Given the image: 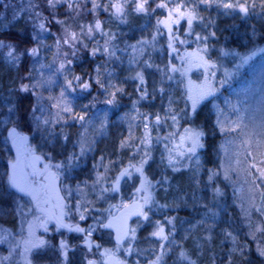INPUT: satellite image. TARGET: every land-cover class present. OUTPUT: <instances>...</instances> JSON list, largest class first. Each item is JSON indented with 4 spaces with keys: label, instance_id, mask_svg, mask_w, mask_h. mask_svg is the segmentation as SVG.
Listing matches in <instances>:
<instances>
[{
    "label": "rangeland",
    "instance_id": "1",
    "mask_svg": "<svg viewBox=\"0 0 264 264\" xmlns=\"http://www.w3.org/2000/svg\"><path fill=\"white\" fill-rule=\"evenodd\" d=\"M151 1L153 0H148L146 4L147 12L138 13L135 11L137 0H128L124 14L120 17L112 14L114 9L111 4L116 0H97L102 7L95 11H92L93 5L89 0H78L79 8L73 10L61 9L66 3L57 4L55 9H51L47 6L46 0H35L38 5L35 11L42 13V16L36 20L29 19L27 11L21 12L19 16L14 15L20 7L26 6L27 0H6L5 3L10 6L0 7V31L22 27L32 36L30 45L22 46L23 50L18 47L19 40L16 42L12 37H0L4 45L0 46V179L3 186L0 191V236L7 237L6 241L0 242L1 259L4 258L2 255H8L11 251L10 246L15 245L26 234L29 224L33 227L36 221L32 210L36 207L37 200L31 195L29 197L33 203L25 198H16V193L11 192L8 186L7 164L15 161L16 157L14 158L12 154L8 139L6 142L2 134V129L15 119L13 112L15 90L19 85L28 84L34 97L29 112V121L33 130L28 138L29 147L33 152L25 153L28 157L25 161L29 166L28 159L34 161L33 155L41 158V161L39 159L32 162L38 172L35 179L31 176L28 180L34 191V186L39 190L38 197L44 200L40 205L43 213L49 208L45 205L49 196L58 201V197L62 198L61 192L70 202L71 209L78 218L84 215L85 218L92 219L87 228L92 234L97 225L94 220L103 222L102 214L111 202L113 205L126 202L130 187L141 178L140 173L131 166H139L147 153L150 158L144 164L143 171L151 181L152 187L156 189L150 210L152 220L149 224L143 225L142 233L151 236V232L156 231L158 227L155 220L164 217L165 223H162L163 219L159 221L164 226L165 233L169 235V240L161 241L157 238V240L143 241L142 249L150 250L151 247L158 250L160 244L164 243L169 249L164 257L177 259L178 253L183 250L196 264H264V257L257 251L258 247L264 248V233L263 235L256 233V238L253 239L248 227L249 220L253 224V229L257 224L264 225V216L254 209L251 210L250 216L245 215V210L250 209L254 186L252 177L247 174L248 166L242 155L248 152L249 146L254 151L252 161L258 163L264 159V126H262L264 125V62L260 61L264 60V0H247L248 5L254 4V8L250 7L247 15L238 9L218 6L229 2L245 3V0H215V2L208 0L207 3L202 0H172L173 9L177 4L182 3L181 10L194 11L198 17L193 21L190 30V35L195 34L196 40H189L187 56L178 53L177 50L173 52L169 48L167 27L161 24L159 31L157 30V21L166 18L162 14H157L156 10L153 11ZM119 2L123 4L124 0ZM177 18L172 17V19ZM56 20L64 23H57ZM96 20L101 22V31L93 28L92 34L89 35L88 26H94ZM41 22L45 24V30L39 28ZM229 22L241 24L249 31L243 29L237 31L238 25H229ZM225 28L229 31L222 44L225 47H222L218 57H215L209 52L210 42L206 43L204 39L198 40L197 36L204 38L207 33L208 39H211L222 33ZM65 29L69 33L77 34L78 39L74 47L63 43L66 36ZM171 29L169 35L178 36L181 30L186 33V22L182 20L181 26L171 24ZM105 34L114 36L110 41L109 49L115 52L112 57L103 52L105 40L109 39V35ZM57 40H60L59 47ZM141 41L147 43H138ZM232 43L237 44L238 49L232 48L230 46ZM9 45L15 50L18 57L16 61L8 57ZM33 47L39 48L37 56L28 53ZM17 48L19 52H16ZM97 48L100 51L93 55V51ZM193 52L197 54L196 59L195 55L191 54ZM245 57L248 59L244 60ZM20 58L27 60L26 73L22 76V81L18 71ZM90 60L91 66H89ZM205 61L207 64L204 63ZM146 62L152 66H146ZM195 63L200 65L195 66ZM61 65L64 67L61 68ZM75 66L79 67L78 75H74ZM173 66L176 71L172 70ZM196 68L200 69L198 74L193 71ZM245 71L246 73L243 74ZM86 72L89 80L82 78ZM137 72L143 73L145 80L143 87L139 79L133 78ZM210 73L214 74L213 78L202 81L208 82L207 84L211 86V94L200 100L193 110L192 100L189 97L195 96L199 91L197 86L199 80L194 78L197 76L201 79ZM242 74L249 75V81L245 80ZM77 76L81 77L80 84L85 81L91 84L88 89H91L90 92L82 90L77 85L74 79ZM97 79L108 86L107 91L100 88L96 83ZM67 81L73 82L75 91L67 89ZM33 85L35 87H31ZM126 86H129L130 95L126 93ZM117 88H122L123 92H116ZM138 88L141 90L138 91ZM203 88H206V84ZM224 88L228 89V95L225 94L221 100L218 95L207 106L212 108L214 122L222 134H225L220 148L215 149V153L212 152L211 157L216 156L215 159L207 164L197 153L198 162L196 157L191 160L185 158L183 165L178 166L183 158L178 153V159L172 155L174 162L169 165V154L182 146L180 138L185 134V129L194 128L200 131L195 123L198 115L195 116L194 113L201 112L203 106L201 103L212 99L215 95L213 92L217 93ZM62 89L65 90V99L70 102L75 114H83L85 112L83 106L88 105L86 112L89 122L85 127H81V123L71 119L68 114L61 113L62 119L57 116L59 109L55 105L60 103ZM144 89L148 93L142 99L146 102V106L141 102L142 100L140 101ZM114 92H116L114 103H107L112 99ZM148 98L150 99L147 100ZM34 107L35 117H40L41 121L48 119L50 121L48 125L40 123L39 128L37 127L38 121L33 115ZM9 109L12 111L10 112ZM202 113L204 114L205 111ZM149 114L152 116H148ZM145 115L148 116L147 120L144 118ZM156 116L161 118L159 122L156 121ZM102 123L105 125L103 129H101ZM145 124H148L147 132L150 139L147 145L141 143L145 139ZM81 133H85L86 151L83 155L80 153ZM209 134L211 135V132ZM65 135L68 137L67 140L64 139ZM122 142H124L123 146H121ZM70 155H75L78 159L73 160L69 166ZM237 160L240 161L239 164L236 163ZM46 164L50 166L47 171L44 167ZM56 164L63 166L60 169L52 167ZM24 165L22 164L23 172L28 173V168ZM260 166L264 167V165ZM125 169L131 172L132 180L125 176L121 177L118 191L112 192L116 178ZM51 170L59 174L60 192L58 189L55 190V184L50 185V181L44 179ZM204 171L207 173L206 177H202ZM226 171L228 179H225ZM213 172L220 173L219 180L223 181V190L229 194V197L224 199L222 209L213 208L219 213L215 219L210 215L205 216L206 211L202 212L199 208L203 198L198 197V194H209L208 191L212 192L218 186L216 184L219 180L215 176L211 181L208 179ZM98 176L102 177L99 183H97ZM163 177L167 179L164 180ZM197 177H201L205 184L198 186L192 195L187 190L189 185H196L194 179ZM184 179L189 184L186 188L178 184ZM37 183L50 186L41 188L36 186ZM229 188H232L233 192H228ZM104 189L109 191H103ZM222 199L218 198V203ZM187 200L194 203V207L191 208L192 217L182 216L177 210L182 205L188 208L191 202ZM256 203H260L258 194ZM160 205H168V207L161 208ZM158 210L164 214H155ZM5 219H8V222L13 220L16 227L8 228ZM169 220L171 223H168ZM225 228L233 231L237 236L235 243L225 238L222 231ZM209 235L211 242L208 245L210 250L207 252L203 239ZM106 236L109 242L112 241L108 233ZM216 238H220L218 240L220 244L218 242L214 244ZM240 249H243V252ZM17 250L11 252L14 258ZM136 250H140L139 245ZM43 252L36 254V262H40L49 253L47 250L46 254ZM79 254L81 257V252ZM80 263L83 264L84 261L80 259ZM3 264H14V262L8 263V260H5Z\"/></svg>",
    "mask_w": 264,
    "mask_h": 264
},
{
    "label": "snow or ice",
    "instance_id": "2",
    "mask_svg": "<svg viewBox=\"0 0 264 264\" xmlns=\"http://www.w3.org/2000/svg\"><path fill=\"white\" fill-rule=\"evenodd\" d=\"M47 2V6L51 9H55L57 4H61V3H66L68 5V9L69 10H73L74 8L78 9L79 8V2L78 0H46ZM89 2L92 3L93 7H92V11H95L96 9L102 7V5H100L97 0H89ZM169 2H172V0H169ZM202 2L207 3L208 0H202ZM213 2H215V0H213ZM128 3V0H124V3L121 4L119 2V0H116V2L111 4L112 9H114V12L112 13L114 16L120 17L124 14V8L125 5ZM148 3V0H137L136 2V7H135V11L138 13L141 12H147L148 9L146 8V4ZM10 5L5 3V0H0V7L3 8H7ZM182 3L181 4H177L176 7L174 9L169 10V14H168V18L166 20H158L157 21V30L159 31V25L163 24L165 27H167L169 29V33L172 32L171 29V24H179L180 23V18H187V23L189 25V30H191V26L193 24V21L198 19V17L196 16V14L194 13V11L192 12H185V11H181V7H182ZM218 6L223 7L225 9H238L241 13H244L245 15H247L250 11V7L254 8V4L253 5H248L247 4V0H245V3H222L219 4ZM38 7V5L35 3V0H27V4L26 6H22L19 8L18 11H16L14 13L15 16H19L21 12L27 11L29 12V19L31 20H36L39 19L42 16V13L35 11V9ZM168 4L167 3H160L157 5V8H167ZM105 10L107 11L108 9L105 7ZM153 11H155V9H153ZM176 14L179 18L177 19H172L173 14ZM77 14H79L77 12ZM57 23L63 24L64 21L61 20H56ZM39 28L41 30H45V24L43 22L39 23ZM93 28L96 31H101V22L99 20H96L95 25H89L88 26V34L91 35L93 32ZM81 31L83 32V29H81ZM66 32V36L63 39V43L64 44H71V46H75V42L78 39V36L76 33L71 32L69 33L67 31V29H65ZM105 35H109V39L105 40V45L103 47V52H105L106 54L109 55V57H112L115 55L114 51H110V41L111 39L114 38V36L110 35V34H105ZM212 35H215V33H212ZM177 39V37L170 35V39H169V48L172 49L173 52L176 51L175 47H174V42ZM197 39H204L206 40L207 37L201 38L199 36H197ZM153 40H155V37H153ZM138 43H147V41H141ZM180 43H183V41H180ZM60 45V40H57V46L59 47ZM0 46H4L3 42L0 41ZM87 45H85L86 47ZM10 48L9 52H8V57L13 60L16 61L18 59V57L15 54V50L9 45L8 46ZM133 50L135 51V46H133ZM97 51H100L99 48L95 49L93 51V55L96 54ZM39 52V48L38 47H33L31 49L28 50V53L32 56H37ZM75 54V53H73ZM248 58L245 57L244 60H247ZM205 64H207V62H204ZM146 66L151 67L152 65L147 64L146 62ZM203 66V65H201ZM64 65H61V68H63ZM173 71H176L175 66L172 67ZM99 71V70H97ZM134 79H139L140 81V85L141 87H143L145 80H144V76L142 72H137L136 76L133 77ZM75 81L77 82V85L82 89V90H88L91 87V84L88 82H84L82 84H80L79 82L81 81V77L77 76L74 78ZM169 79H171V77H169ZM96 83L100 85V88L104 89L105 91H107L108 86L105 83H102L99 79L96 80ZM67 89H71L72 91H75V88H73V82L72 81H67ZM31 87H35V85L31 86ZM30 86L28 84H22L20 86V90L27 92L29 91ZM138 91H140L141 89L138 88ZM161 91H163V89H161ZM116 92H123L122 88H117ZM116 92L112 93V99L108 100L107 103L112 104L115 101V96H116ZM211 94V86L207 84L206 82V88H201L195 96H190L189 99L192 100V107L193 110H195V107L197 105V103L204 99V97L206 95H210ZM148 95L147 90L144 89L141 93V99L145 98ZM51 99V98H50ZM60 103H58L57 105H55L59 111L57 112V116L61 117V113L64 114H68L70 116L71 119L76 120L78 122L81 123V127H85V124L87 122H89V119L87 117V107L88 105H84L83 108L85 109V112L83 114H75L73 112V109L71 107L70 102H67L65 99V90H61L60 93ZM37 103L39 104V98ZM9 111L11 112L12 109H9ZM36 111V108H33V115ZM146 120L148 119V116L145 115L144 117ZM34 119L38 121L37 127L39 128L40 123L44 124V125H48L49 124V120L48 119H44V120H40V117H35L34 115ZM62 119V117H61ZM160 117L156 116V121L159 122L160 121ZM173 121L175 122V116L172 117ZM59 122V121H57ZM105 125L102 123L101 124V129H103ZM264 126V125H262ZM145 127V139L141 141V143L147 145L148 143H150V139L148 137V124L144 125ZM87 129L85 128V133H86ZM85 133H81V141H80V153L81 155L84 154V152L86 151V146H85ZM185 136H181V141L183 142H188L190 144L189 147H187L186 152H180V156H185L187 155V158L189 160H191L193 157H196L197 162L199 160L198 156H197V150L199 148H203L204 145L201 143V137L203 136V132L201 131H197L194 129H185ZM67 135L64 136V139L67 140ZM7 139H10L13 146L16 148L17 151V158L15 161H10V169L11 171L9 172V186L16 189L18 192L20 193H24L27 195H31L32 198L34 200H38V193L35 192L32 188L31 183L28 180V176L29 175H37V173L34 171L33 173H25L23 172V167H22V163H21V151L23 150L26 153H31L33 152V149L30 148L27 145V140L28 137L22 135L21 133H19L17 131V129L15 127L11 128L9 130V136L8 138H6V142ZM122 142V145L123 146ZM252 154L251 152H249L247 154V157H250ZM247 157H246V161H247ZM33 160H39L40 157L39 156H35L33 155ZM150 157L148 156V154H145V158L141 160L140 165L139 166H131L135 169V171L137 173H140L141 177H143V179L141 180V187L137 188L136 191L137 192H141L144 191L147 193L148 188H150L152 186L151 181L148 180V178L144 175V171H143V166L144 164H146L148 162V159ZM75 159H78V157H76L75 155H70L68 157V164L69 166L71 165V162ZM101 159H103V157H101ZM168 162L169 165H172L174 162V157L171 155V152L169 154V158H168ZM237 164L240 163L239 160L236 161ZM260 165H264V159L260 160L258 163L254 162V161H249L248 162V168H247V174L249 176L252 177V185L254 186V191H253V195L251 197V204H250V209L249 210H245V215L246 216H250L251 215V210L254 209L257 213H259L261 216H264V187H262V185H264V167H261ZM63 165L62 164H56L53 165L52 167H55L57 169H60ZM32 167H34V165H32ZM45 170L47 171L49 169V165H45ZM217 173L213 172L211 175H209V181H211L214 176ZM128 175L131 176V172L128 171V169H125L123 172H121L120 176H118L116 178V181L111 189V191H118L119 188V181L120 178ZM59 178V174L58 173H53V172H48L47 175L44 176V179L49 180L50 181V185L54 184V181L56 179ZM228 173L227 171L225 172V179H228ZM102 179V177L98 176L97 178V183H99V181ZM162 179L166 180V177H163ZM159 183V181L157 182ZM50 185H41V188H48ZM103 191H109V189H104ZM214 192V200L216 196L222 195L221 190L219 188H215L213 189ZM259 195L260 197V203L257 204L256 203V195ZM58 199H60L58 197ZM142 204H139V212L138 215H141L144 217L145 220H148V213L146 211L143 210L144 205H149L152 202V198L150 195H145L142 197ZM58 207L60 208V213L58 216H50L49 218H54L57 221V227H66L69 228L70 230H74L77 232H82V233H86L87 235L90 236L91 231L90 230H86L84 228L79 227L78 225L73 227L72 225L69 224H64L63 223V217L65 215L64 211H63V204H59ZM80 207V205H78V208ZM159 207L163 208V207H168V205H160ZM203 207L207 208V211L205 212V216H211L212 219H215L219 213L218 211H215L213 208H209L207 205H203ZM29 211H31V209H29ZM80 219L83 220L85 219L84 215L80 216ZM157 227V230L152 232L151 235L158 237L161 241H168L169 240V235L165 233L164 230V226L160 223V221H156L155 222ZM168 223H171V220L168 221ZM41 226L45 227V231H47V227H46V222H42ZM112 223L109 222L108 224L103 225V227H112ZM214 226V225H213ZM248 227L250 229V235L252 236L253 239L256 238V233H264V225H260L257 224L255 225L254 229H253V224L251 222V220L248 221ZM119 231V230H118ZM131 234H132V238L135 237V229L130 230ZM224 236L226 239H231L234 243L237 240V236L233 234V231H229L227 228L222 229ZM124 235L127 236L128 235V231L124 232ZM29 239H26L22 242L18 241L15 245H11V252L15 251L16 249H18L21 246V243L23 244V253L22 255L25 256V261L26 264H32V261L30 259H28L27 254L31 253L33 251V249H37V248H41L43 247L47 242L41 238H34L35 237V233L32 230V225L29 224ZM34 238V239H33ZM123 237L119 236L117 237V241H118V246H119V241L122 239ZM208 239H211V236L209 235L207 237ZM7 237L6 236H0V242H4L6 241ZM85 244H88L89 247H91L90 243L88 240H85ZM68 243L65 240H61L60 242V248L62 250V255L66 258L67 257V250H68ZM169 249L167 248V246L164 243L160 244V252L156 255L155 259L153 261H151V264H163V258L164 255L166 254V252ZM127 251L129 253H131L132 251H134V249H132L131 247H129L127 249ZM241 252H243V249H240ZM258 253L260 256L264 257V248H259L257 249ZM109 252V250H105V253L107 254ZM8 257H4V260H7ZM177 260L178 261H188L189 264H196L195 261L191 260L190 257L186 254L185 251H180L178 253L177 256ZM0 264H3V261H0ZM88 264H94L93 261H89ZM116 264H123L122 261H116Z\"/></svg>",
    "mask_w": 264,
    "mask_h": 264
},
{
    "label": "trees",
    "instance_id": "3",
    "mask_svg": "<svg viewBox=\"0 0 264 264\" xmlns=\"http://www.w3.org/2000/svg\"><path fill=\"white\" fill-rule=\"evenodd\" d=\"M6 1V0H5ZM162 2H164V3H167L168 4V7L167 8H157V5L158 4H160V3H162ZM151 3H152V5H153V7H154V9L156 10V13L157 14H162V16L163 17H165L166 19H167V16H168V14H169V10H171V9H173V7H174V3H173V1L172 2H169V0H153V1H151ZM181 9H182V7H181ZM181 11H186L185 9H183V10H181ZM173 17H178L175 13L173 14ZM179 18V17H178ZM180 19H182L183 20V22H186V33H184V30H181V32H178L179 33V35L178 36H176V35H174L175 37H177V39L175 40V42H174V47H175V49L178 51V53H180V54H183L184 56H187L188 55V48H189V46H190V42H189V40L190 41H195L196 40V35L194 34L193 36H191L190 35V30H189V25H188V23H187V18L185 17V18H180ZM182 20H180V23L178 24V26H181V22H182ZM230 25V24H229ZM228 25V26H229ZM191 28H192V26H191ZM206 28V27H205ZM169 30V29H168ZM177 31H179V30H177ZM29 32V31H28ZM27 32V30L26 29H24V31L23 32H21V31H18V30H14V29H12L10 32H8L7 34H5L4 36H7V37H12L13 39H15V41L17 42V40H19L18 42L19 43H22V44H29L30 45V43H31V39H30V35H29V33ZM169 32V31H168ZM207 32V31H206ZM170 34V33H169ZM168 34V38H167V40H168V42H167V45H169V39H170V35ZM227 34L229 35V31L225 28L224 29V31L222 32V33H220V34H218V35H216L215 37H211V39H208V37H207V33H206V37H207V39L205 40V42L206 43H208V42H210V45H211V48H210V50H209V52L211 53V55H214L215 57H218V52H219V50L220 49H222V47H225V46H223L222 44H223V42L225 41L224 39L225 38H227ZM17 37V38H16ZM180 41H183V43H180ZM229 42V41H228ZM237 44H230V46L232 47V48H234V49H238V48H235V47H237L236 46ZM209 53V54H210ZM191 54H194L195 56H194V58L196 59L197 58V54L196 53H191ZM264 58V57H263ZM25 59V58H24ZM27 60H25V61H23L19 66H18V71H19V74L21 75V76H19V78H20V81H22L23 79H22V76L26 73V68H27V62H26ZM261 62H264V60H260ZM216 62V61H215ZM91 64H92V61L90 60V62H89V66H91ZM215 63H213V65H214ZM200 64H198V63H195V66H199ZM256 65V64H255ZM196 69H199V68H196ZM194 71V70H193ZM195 73H197V71L195 70ZM246 73V71L243 73V74H245ZM79 74V67L78 66H76L75 68H74V75H78ZM243 74L241 75V76H243ZM214 75V74H213ZM213 75H211V73L210 74H208V75H206V76H204V77H202L201 79H198V77L196 76L195 78H194V80H199V81H197V86H198V90H200L201 88H203V86L206 84V82L205 81H208V79H212L213 78ZM249 75H244L243 76V78L245 79V80H248L249 81ZM82 78H86V79H88L89 80V77L87 76V72H86V75L84 74L83 76H82ZM202 80H205V81H202ZM208 83V82H207ZM126 93L128 92L129 93V91H130V89H129V86H126ZM91 91V89L90 90H88L87 92H90ZM132 94L134 95V89L132 90ZM225 94H227L228 95V89L227 88H224L223 90H219V92H217L216 94H215V96H213V98L212 99H209V100H204L202 103H201V106H202V108H201V112H199V113H195V116H197L198 118H196V120H195V123L197 124V129H199L201 132H203V136H206V138H205V140H204V142H205V144L207 143V140H208V138H213V140H215L216 142H218V141H221V140H223L224 139V136H225V134H222V132H221V130H220V128L215 124V122H214V114L212 113V108H208L207 106L211 103V101L215 98V97H217L218 95H220L219 96V100H221L222 99V97L225 95ZM129 95H130V93H129ZM133 95H131V97H134ZM228 97V96H227ZM150 98H148L147 100H149ZM142 99H140V101H141ZM33 101H34V97H33V95H32V93H31V91L29 90V91H27V92H24V91H21L20 90V85H19V87L15 90V100H14V107H13V111H14V115H15V119H14V121H11V123L9 124V125H7L6 127H4L3 129H2V134L4 135V138H8V136H9V130L11 129V128H13V127H15L16 129H17V131L19 132V133H21L22 135H24V136H27L28 138H29V136H30V133L32 132V130H33V126H32V124L30 123V121H29V112H30V109H31V107H32V105H33ZM145 106H146V102L145 101H141ZM200 106V107H201ZM202 111H205V113L203 114L202 113ZM148 116H152V114H149ZM199 127H201V128H199ZM191 129H194V128H191ZM211 132V135L209 134ZM186 135V133L184 134V135H182V136H185ZM8 141H9V144H10V147H11V149H12V154H13V156H14V158L16 157L17 158V151H16V148L13 146V144H12V142H11V140L10 139H8ZM27 145H28V140H27ZM207 145V147H208V153H209V155L211 156L212 155V152H214L215 153V149L216 150H218L219 148H220V146H215V145H209V144H206ZM249 152H251V154L253 155L254 154V151L248 146V152H244V154H242L243 155V157L245 158L244 160H245V163L247 164V166H248V162L249 161H252V155L250 156V157H247V154L249 153ZM25 153L26 152H24L23 150L21 151V156H20V158H21V163L24 165V162H25V165L27 166V172L30 174V173H33L34 171L37 173L38 172V169H37V167H36V165L35 164H33L32 162H31V160L30 159H28V164H29V166L26 164V162L27 161H25L26 160V158H28L26 155H25ZM246 157H247V161H246ZM211 161H213V159H211V160H209V162H211ZM24 165V166H25ZM32 165H34V167H32ZM7 166H8V171H7V176H8V179H9V172L11 171V169H10V163H8L7 164ZM245 167V166H244ZM24 171H26V170H24ZM33 177V175H29L28 176V178H30V177ZM35 176L36 175H34V179H35ZM126 177H128V179H131L132 180V175L131 176H128V175H126ZM36 179H37V177H36ZM143 179V177H141V178H138V181H137V183L133 186H131L130 187V192H132L131 194H133V196L135 195V194H138L139 196L140 195H152L151 194V189L150 188H148V191H147V193L146 192H144V191H141V192H138L137 193V191H136V189L137 188H140L141 187V180ZM9 184V183H8ZM55 184V183H54ZM42 185H44V184H42ZM194 185V184H193ZM216 185H220L219 184V181L217 182V184ZM36 186H38V187H41V184L39 183H37V185ZM56 186V185H55ZM138 186V187H137ZM217 186V187H218ZM3 186H2V184H1V182H0V191H1V188H2ZM10 187V186H9ZM135 187H137V188H135ZM10 188H12V187H10ZM34 189L36 190V191H39L35 186H34ZM153 189V188H152ZM154 190V189H153ZM110 206H111V204H110ZM60 211V210H59ZM68 213V217L69 218H72V216L69 214V212H67ZM6 220V219H5ZM48 224L49 223H47L46 225H47V228H48ZM40 225V224H39ZM39 225L37 226V224L35 225V226H37V229H39L40 227H39ZM85 225V224H84ZM32 230L34 231V233H35V238H37L38 237V234H37V231H36V227H32ZM104 232H105V229L100 225L99 227H98V230H97V232L94 234V235H92L91 237H89L90 238V241H97V243L99 242V250H102V249H106L107 247L105 246V244H103L101 241H102V235L104 234ZM262 235H263V233H262ZM218 240L219 239H216L215 240V242L216 243H214V244H217V242H218ZM205 244H206V251L208 252L210 249H209V247H208V244H209V242H207L206 240H205ZM218 244H220L219 242H218ZM113 245H115V244H113ZM83 249H84V251H86V252H88L89 251V249H88V245L87 244H85V241L83 242ZM215 254H216V252L215 251H213ZM217 252H219V251H217ZM22 256V255H21ZM23 257V256H22Z\"/></svg>",
    "mask_w": 264,
    "mask_h": 264
},
{
    "label": "flooded vegetation",
    "instance_id": "4",
    "mask_svg": "<svg viewBox=\"0 0 264 264\" xmlns=\"http://www.w3.org/2000/svg\"><path fill=\"white\" fill-rule=\"evenodd\" d=\"M35 192H37V191L35 190ZM16 195H17L16 198H19V199H20V197L25 198V199L30 200L31 203H33L32 199L27 194H23L21 196V193L16 190ZM132 201H139L140 202V200H138V198H135L134 200H130V202H132ZM63 202H64V199L61 198L58 201H55L52 198V196L50 195L49 199L45 203V205L48 206L49 208H48V210L46 208V212L44 213L45 214V220H43V221H45L46 224L49 223L48 224V229H49L48 232L54 238L55 242H50V241L45 239V241L47 243L44 246H46V250L49 253L39 263L36 262V255H35L37 249H33V251L31 253L27 254L28 259H30L32 261V264H81L80 259H82L85 264H88L89 261H93L94 264H116V261H122L123 264H132V263H130L132 261V257L128 255L129 252L127 250H125L124 252H121L119 249L120 246H116L115 249L109 250V252L107 254L105 253L106 249L99 250V242L98 243H97V241L92 242V241H90V238H89L97 232L96 228H95V231L92 234H90V236L87 235L86 233L70 230L69 228H66V227H59L58 228L56 219L49 218V217L59 215L60 208L58 207V205L63 204ZM34 203H35V201H34ZM41 203L43 204L44 200L42 198H39V200L37 201V205H36V207L39 205L37 207L38 211L41 210V208H40ZM140 204H142V203L140 202ZM124 205L125 204L117 206L115 211H117L118 209H121ZM66 210H67V207H66ZM64 213H65V215L63 217V223L64 224H69V225H72L73 227L78 225L79 227L87 230V228L89 226L88 222L84 223L85 224L84 225L82 222H79L78 217L76 219L69 218L67 211ZM71 213H73V212H71ZM115 214H116V212L111 216H114ZM111 216H109L108 218H110ZM44 232L46 233V231H44ZM109 233L111 236L112 232L109 231ZM130 235H131V231H130ZM29 238H30L29 232L27 230L26 234L23 235L21 239L26 240ZM38 238L44 239L43 236H39ZM61 240L67 241V243L69 245L66 258L62 255V250L60 248ZM85 240H88L90 245H91V247L88 246V249H89L88 252L84 251V249H83V242ZM103 241L108 242V237L106 235L103 236ZM20 242H21V240H20ZM18 249H19V251L17 252L18 253L17 257L15 258V264H26V261H24L25 256L22 255V253H23V244L22 243ZM79 252H81V257H80ZM46 253H44V254H46ZM156 255H157V252H151V251L149 252L148 251L147 254L145 255L146 259L142 263L141 262L139 263V261L134 259L133 264H151V261H153L155 259Z\"/></svg>",
    "mask_w": 264,
    "mask_h": 264
},
{
    "label": "bare ground",
    "instance_id": "5",
    "mask_svg": "<svg viewBox=\"0 0 264 264\" xmlns=\"http://www.w3.org/2000/svg\"><path fill=\"white\" fill-rule=\"evenodd\" d=\"M68 8V5H66V4H63L62 5V7H61V9H67ZM241 21V20H240ZM229 24L230 25H238V27L236 28L237 29V31H240L239 29H243V30H247V32L249 31V29L248 28H246V27H242V25L241 24H233L232 22L230 23L229 22ZM15 30H18V31H21V32H23L24 31V28H22V27H20V28H18V29H15ZM7 31H9V30H5V31H0V37L1 36H4L5 34H7L8 32ZM11 31V30H10ZM9 31V32H10ZM29 33V32H28ZM30 35V39L32 38V36H31V34H29ZM17 38V37H16ZM22 46H26L25 44H22V43H19V45H18V47L21 49V50H23V47ZM19 48H17L16 49V52H19L20 50H19ZM235 48H238V47H235ZM86 57H87V54H86ZM21 61V62H20ZM23 61H25V59L23 58H20V60H19V65L23 62ZM27 62V61H26ZM18 65V66H19ZM76 67V66H75ZM261 83H263V82H261ZM13 107H14V104H13ZM14 112V111H13ZM223 141L221 140V141H218V142H216L215 140H213V138H208V140H207V143L206 144H211V145H215V146H221V143H222ZM215 157L216 156H212L211 157V159H215ZM206 175H207V173H206V171H204V173H202V177H206ZM215 177L217 178V180H219V179H221V177H220V173L218 172L216 175H215ZM192 178V177H191ZM195 181H196V185H192V186H190L189 184H187L188 183V181H186L185 179L184 180H180L179 182H178V184H179V186L180 187H182V186H185V188L186 187H188V185H189V188H188V190L187 191H189V192H191L192 193V195L195 193L194 191L195 190H197L196 188L198 187V186H203V179L201 178V177H197V178H195L194 179ZM0 182H1V179H0ZM1 184H2V182H1ZM133 185H135V184H133ZM262 187H264V185H262ZM228 192H233V190H232V188H229L228 189ZM191 205V206H190ZM190 205H188V207H192L193 205H194V203L193 202H191V204ZM224 205V203H216V204H214L213 205V207L214 208H221L222 206ZM200 207V206H199ZM185 207H181L178 211L179 212H184L185 211ZM6 221L8 222V219H6ZM6 225H7V227L8 228H10V229H12V228H15L16 227V225H15V223H14V221L13 220H11L10 222H8V223H6ZM181 264H188V263H184V262H182Z\"/></svg>",
    "mask_w": 264,
    "mask_h": 264
},
{
    "label": "water",
    "instance_id": "6",
    "mask_svg": "<svg viewBox=\"0 0 264 264\" xmlns=\"http://www.w3.org/2000/svg\"><path fill=\"white\" fill-rule=\"evenodd\" d=\"M137 210L132 211V206H127L122 209L121 213L115 217L114 219L111 220L112 227L114 229V240L116 243L118 235L123 237L119 243H122L127 236L124 235L125 231H128V225L130 220L136 215ZM119 230V231H118Z\"/></svg>",
    "mask_w": 264,
    "mask_h": 264
}]
</instances>
